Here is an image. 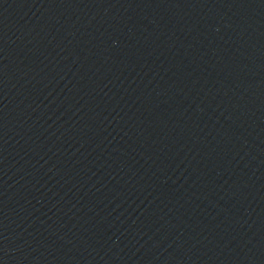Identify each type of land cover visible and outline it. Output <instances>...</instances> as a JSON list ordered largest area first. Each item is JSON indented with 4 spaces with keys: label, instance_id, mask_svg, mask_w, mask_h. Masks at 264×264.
Instances as JSON below:
<instances>
[{
    "label": "water",
    "instance_id": "1",
    "mask_svg": "<svg viewBox=\"0 0 264 264\" xmlns=\"http://www.w3.org/2000/svg\"><path fill=\"white\" fill-rule=\"evenodd\" d=\"M0 264H264V0H0Z\"/></svg>",
    "mask_w": 264,
    "mask_h": 264
}]
</instances>
